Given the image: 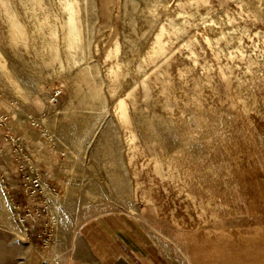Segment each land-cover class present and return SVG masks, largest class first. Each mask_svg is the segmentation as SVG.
<instances>
[{"label": "rangeland", "instance_id": "rangeland-1", "mask_svg": "<svg viewBox=\"0 0 264 264\" xmlns=\"http://www.w3.org/2000/svg\"><path fill=\"white\" fill-rule=\"evenodd\" d=\"M1 114L0 264H82L110 214L264 261V0H0ZM6 134L58 189L48 250L12 212Z\"/></svg>", "mask_w": 264, "mask_h": 264}, {"label": "crops", "instance_id": "crops-1", "mask_svg": "<svg viewBox=\"0 0 264 264\" xmlns=\"http://www.w3.org/2000/svg\"><path fill=\"white\" fill-rule=\"evenodd\" d=\"M76 236L84 251L78 258L82 264H264L251 259L242 263L235 251L226 259L221 247L211 256L205 246L199 256L193 251L182 252L176 245L170 246L168 253L154 233L122 214L92 219L80 226Z\"/></svg>", "mask_w": 264, "mask_h": 264}, {"label": "built area", "instance_id": "built-area-1", "mask_svg": "<svg viewBox=\"0 0 264 264\" xmlns=\"http://www.w3.org/2000/svg\"><path fill=\"white\" fill-rule=\"evenodd\" d=\"M60 95L61 91L58 89L51 93L52 104L58 102ZM7 121L8 116L1 114L0 127L6 128ZM30 121L32 126H38L35 119L30 118ZM4 141L11 145L12 164L18 178L17 196L10 198L12 212L26 237L35 241L42 250H48L56 237L58 207L54 197L58 196V189L46 183L39 171L29 167L30 158L14 136L6 134Z\"/></svg>", "mask_w": 264, "mask_h": 264}, {"label": "bare ground", "instance_id": "bare-ground-1", "mask_svg": "<svg viewBox=\"0 0 264 264\" xmlns=\"http://www.w3.org/2000/svg\"><path fill=\"white\" fill-rule=\"evenodd\" d=\"M65 5H66L67 9H71L72 8L71 5L68 2H65ZM71 25H73V23H71ZM2 183H4V181H2Z\"/></svg>", "mask_w": 264, "mask_h": 264}]
</instances>
